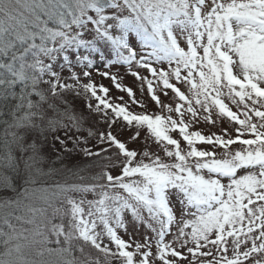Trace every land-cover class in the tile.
I'll list each match as a JSON object with an SVG mask.
<instances>
[{"label": "snow or ice", "instance_id": "snow-or-ice-1", "mask_svg": "<svg viewBox=\"0 0 264 264\" xmlns=\"http://www.w3.org/2000/svg\"><path fill=\"white\" fill-rule=\"evenodd\" d=\"M181 262L264 264V0H0V264Z\"/></svg>", "mask_w": 264, "mask_h": 264}, {"label": "rangeland", "instance_id": "rangeland-1", "mask_svg": "<svg viewBox=\"0 0 264 264\" xmlns=\"http://www.w3.org/2000/svg\"><path fill=\"white\" fill-rule=\"evenodd\" d=\"M113 71H116V69L114 68ZM120 71H121V73H125L126 72V69H123L122 68V69H120ZM93 76H94L95 82L97 84H104L105 86H107V87L110 88V90H111L110 91V95L111 96L117 97V96L123 95L125 97V99H128L127 96H126V94L117 92L114 88H112L111 81L106 80V79H103L102 77L98 76L95 72L93 73ZM122 83H124L126 86L133 87L134 91L136 92L137 99H140L141 98V96H140V86H139V82L135 81V78L134 77H132L130 75H126L125 76V79L122 81ZM161 98L164 99V102L165 103H168L169 102L167 98H164V97H161ZM143 100L148 105V111L150 113L151 112H159L160 111V109L153 102H151L150 98L148 97L147 91H146V86H145V92H144ZM225 102L226 103H229L227 101V99H225ZM230 107H232L233 110H235V106L234 105H231L230 104ZM132 109L134 111H137V112L144 111L143 108L137 107L135 105L132 106ZM225 127H229V125H228L227 122L220 123V124H217V125L213 126L211 124H208V123H205V122L202 121L199 124H194L192 126V128L190 129V131H201L203 134L208 135L211 132L220 133L221 130H222V128H225ZM230 131L233 132V135L235 134L234 133V129H231L230 128ZM141 139H142V137H141ZM125 239H127V237H125ZM181 264H186V262H181Z\"/></svg>", "mask_w": 264, "mask_h": 264}, {"label": "trees", "instance_id": "trees-1", "mask_svg": "<svg viewBox=\"0 0 264 264\" xmlns=\"http://www.w3.org/2000/svg\"><path fill=\"white\" fill-rule=\"evenodd\" d=\"M82 159V158H81ZM75 162V160L73 159V160H69V161H67V163H69V165H71L72 163H74ZM59 178V177H58Z\"/></svg>", "mask_w": 264, "mask_h": 264}]
</instances>
